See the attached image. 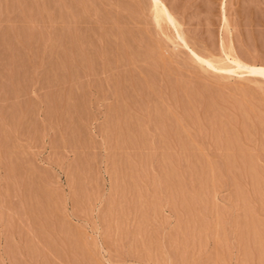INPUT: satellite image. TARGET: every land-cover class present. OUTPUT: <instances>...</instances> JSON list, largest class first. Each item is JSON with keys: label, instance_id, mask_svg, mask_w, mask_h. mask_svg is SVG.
Returning a JSON list of instances; mask_svg holds the SVG:
<instances>
[{"label": "rangeland", "instance_id": "rangeland-1", "mask_svg": "<svg viewBox=\"0 0 264 264\" xmlns=\"http://www.w3.org/2000/svg\"><path fill=\"white\" fill-rule=\"evenodd\" d=\"M161 1L0 0V264H264V0Z\"/></svg>", "mask_w": 264, "mask_h": 264}, {"label": "bare ground", "instance_id": "bare-ground-1", "mask_svg": "<svg viewBox=\"0 0 264 264\" xmlns=\"http://www.w3.org/2000/svg\"><path fill=\"white\" fill-rule=\"evenodd\" d=\"M202 2V1H201ZM147 3V2H146ZM153 5L155 6H153L154 7V10H155V8H156V11H155V15L157 16V21L159 20V19H162V20H170L171 22H173V23H175V20H174V16H172L171 15V11H169L167 8H166V6L163 4V2L161 1V0H153ZM205 3V2H204ZM243 3V2H242ZM249 3V2H248ZM218 4V3H217ZM244 4V3H243ZM129 5V4H128ZM147 5V4H146ZM214 5V4H213ZM209 6V5H208ZM207 7V6H206ZM259 7V6H258ZM128 8V7H127ZM233 9V8H232ZM246 9V8H245ZM249 9V8H248ZM210 11V10H209ZM250 11V10H249ZM125 12V11H124ZM254 14H257V13H254ZM210 15V14H209ZM264 15V14H263ZM242 16V15H241ZM81 17V16H80ZM216 17V16H215ZM214 17V18H215ZM264 18V17H263ZM204 19V18H203ZM83 20V19H82ZM168 20V21H169ZM160 21V20H159ZM261 21V20H260ZM79 22V21H78ZM114 22V21H113ZM250 22V21H249ZM258 22H259V19H258ZM263 22V21H262ZM159 23V22H158ZM169 23V22H168ZM207 23V22H206ZM259 23H261V22H259ZM262 24V23H261ZM260 24V25H261ZM188 25V24H187ZM178 26V25H177ZM256 26V25H255ZM198 27V26H197ZM257 27V26H256ZM257 29V28H256ZM193 30V29H192ZM200 30V29H199ZM211 30V29H210ZM255 31V30H254ZM262 31V30H261ZM108 32V31H107ZM184 32V31H183ZM197 32V31H196ZM117 34V33H116ZM182 34V33H181ZM180 34V37L183 39V37H182V35ZM247 34H249V33H247ZM205 35V34H204ZM210 35H211V33H210ZM246 36V35H245ZM255 36V35H254ZM263 36V35H262ZM261 36V37H262ZM258 37V36H257ZM250 38V37H249ZM253 38V37H252ZM112 39V38H111ZM209 39V38H208ZM238 39V38H237ZM262 39V38H261ZM199 40V39H198ZM205 40V39H204ZM259 40V39H258ZM142 41V40H141ZM247 41V40H246ZM69 42V41H68ZM89 42V41H88ZM122 42V41H121ZM127 42V41H126ZM140 42V41H139ZM250 42V41H249ZM248 42V43H249ZM132 43V42H131ZM254 43V42H253ZM120 44V43H119ZM85 45V44H84ZM70 46V45H69ZM133 46V45H132ZM65 47V46H64ZM89 47V46H88ZM110 47V46H109ZM130 47V46H129ZM136 47V46H135ZM161 47V46H160ZM264 47V46H263ZM108 48V47H107ZM111 48V47H110ZM124 48V47H123ZM212 48V47H211ZM156 49H158V48H156ZM239 49V48H238ZM251 49V48H250ZM131 50V49H130ZM155 50V49H154ZM213 50V49H212ZM240 50V49H239ZM139 51V50H138ZM77 52V51H76ZM239 53V52H238ZM154 54V53H153ZM260 55V54H259ZM70 56V55H69ZM117 56V55H116ZM242 57V56H241ZM73 59V58H72ZM115 59V58H114ZM71 60V59H70ZM117 61V60H116ZM248 61V60H247ZM256 61V60H255ZM115 62V61H114ZM113 62V63H114ZM234 62H236L237 64H238V66H239V69L241 68H243V69H247L248 70V72L249 71H251L252 73L253 72H255V73H259L260 72V70L258 71V70H255L254 69V67H252V65H248V64H245V63H242V61H240V59H238V56H237V58L235 57L234 58ZM249 62V61H248ZM102 63V62H101ZM254 63V62H253ZM252 63V64H253ZM237 64H236V66H237ZM124 65V64H123ZM76 66V65H75ZM80 69V68H79ZM140 69V68H139ZM143 69V68H142ZM109 71H111V70H109ZM246 71V70H245ZM264 72V70H262V73ZM244 73V72H243ZM261 73V72H260ZM73 75V74H72ZM130 79V78H129ZM130 82V81H129ZM145 82V81H144ZM141 83V82H140ZM149 83V82H148ZM130 86V85H129ZM208 88V87H207ZM100 90V89H99ZM245 90V89H244ZM182 91V90H181ZM188 91V90H187ZM248 94V93H247ZM249 95V94H248ZM253 95V94H252ZM207 96V95H206ZM117 97V96H116ZM204 97V96H203ZM211 98V97H210ZM249 98V97H248ZM255 100V99H254ZM210 102V101H209ZM244 102V101H243ZM217 103V102H216ZM133 104V103H132ZM211 105V104H210ZM253 105V104H252ZM240 106V105H239ZM247 106V105H246ZM159 109V108H158ZM213 109V108H212ZM241 109V108H240ZM129 111V110H128ZM165 111V110H164ZM171 112V111H170ZM251 113V112H250ZM131 114V113H130ZM161 114V113H160ZM156 116V115H155ZM114 117V116H113ZM115 118V117H114ZM161 119V118H160ZM217 119V118H216ZM143 123V122H142ZM114 126V125H113ZM119 128V127H118ZM130 129V128H129ZM140 131V130H139ZM117 132V131H116ZM246 132V131H245ZM142 133V132H141ZM119 135V134H118ZM121 136V135H120ZM188 138V137H187ZM119 139V138H118ZM134 139V138H133ZM186 142V141H185ZM170 143V142H169ZM263 143V142H262ZM144 146V145H143ZM168 146V145H167ZM242 161V160H241ZM253 161V160H252ZM228 164V163H227ZM255 164V163H254ZM229 165V164H228ZM230 166H231V164H230ZM254 166V165H253ZM254 169V168H253ZM249 176V175H248ZM259 180V179H258ZM256 181V180H255ZM254 182V181H253ZM38 196V195H37ZM39 201V200H38ZM35 205H36V203H35ZM49 205H51V204H49ZM47 209V208H46ZM254 218V217H253ZM49 222V221H48ZM249 223V222H248ZM245 238V237H244ZM258 260V259H257Z\"/></svg>", "mask_w": 264, "mask_h": 264}]
</instances>
